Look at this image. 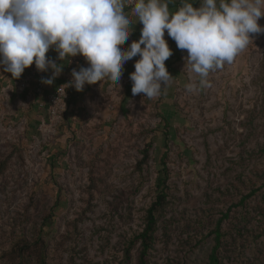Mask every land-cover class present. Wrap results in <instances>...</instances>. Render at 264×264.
Returning a JSON list of instances; mask_svg holds the SVG:
<instances>
[{
    "label": "rangeland",
    "instance_id": "rangeland-1",
    "mask_svg": "<svg viewBox=\"0 0 264 264\" xmlns=\"http://www.w3.org/2000/svg\"><path fill=\"white\" fill-rule=\"evenodd\" d=\"M252 36L209 86L188 92L178 62L151 99L86 84L56 107L52 87L35 96L0 67V264L21 239L43 241L46 264H210L217 228L219 264H264V34ZM163 154L166 199L142 258L134 238Z\"/></svg>",
    "mask_w": 264,
    "mask_h": 264
},
{
    "label": "clouds",
    "instance_id": "clouds-1",
    "mask_svg": "<svg viewBox=\"0 0 264 264\" xmlns=\"http://www.w3.org/2000/svg\"><path fill=\"white\" fill-rule=\"evenodd\" d=\"M169 2L0 0V67L14 79L33 64L39 72L51 69V76L41 82L52 85L64 66L47 53L55 51L61 62L80 55L88 66L73 68L68 82L79 92L86 84L105 80L121 87L124 64L139 55L129 74L131 91L151 99L173 82L165 64L173 55L166 31L178 49L187 51L185 67L194 74L185 85L190 93L198 84L209 86L210 72L231 63L254 41L252 34L264 33L258 23L264 16V0H198L196 6L181 0L174 13ZM132 17L142 23L141 35L125 48L133 32Z\"/></svg>",
    "mask_w": 264,
    "mask_h": 264
},
{
    "label": "trees",
    "instance_id": "trees-1",
    "mask_svg": "<svg viewBox=\"0 0 264 264\" xmlns=\"http://www.w3.org/2000/svg\"><path fill=\"white\" fill-rule=\"evenodd\" d=\"M33 86L32 82H29V84ZM31 86V87H32ZM168 125V123L166 122ZM148 157V151L146 150L144 156L142 157L141 163H144L147 160ZM165 154H163L159 159L160 161H163V166L159 170L158 177L156 179V185H157V194L155 201L151 204V206L147 209V216H146V224L143 227L142 231L135 236V240L140 241L141 244V256L142 258L146 255L147 250L152 245V239H153V233L155 231V227H157V217H156V211L159 207L162 206V203L166 199V193H165V183H166V168H165V162H164ZM219 228L215 229V246L212 249V252L209 256L210 264H219L218 259L216 257V250L219 246V238L220 234L218 231ZM44 242H40L38 239L35 243H31L25 239L18 240L14 246L13 249L6 253V256L11 255V262H15L14 264H25L23 260V254L24 253H32L37 255L38 264H46L44 252L41 251L43 248ZM41 248V249H40ZM18 258V259H17ZM141 264H144L143 261H141Z\"/></svg>",
    "mask_w": 264,
    "mask_h": 264
},
{
    "label": "built area",
    "instance_id": "built-area-1",
    "mask_svg": "<svg viewBox=\"0 0 264 264\" xmlns=\"http://www.w3.org/2000/svg\"><path fill=\"white\" fill-rule=\"evenodd\" d=\"M130 9V7L125 8V12H127ZM165 39L168 41L169 37L167 35V31L165 32ZM128 47V46H127ZM125 47V48H127ZM53 50H50L47 53V56L51 54ZM67 70L60 82L54 87L52 92L47 95V101L49 104H52L56 107L65 106L66 102L69 100L70 94L69 91L73 89L74 87H68V82L72 79L71 71L73 68H76L79 70V67H87L88 64L83 56L77 55L75 57L67 59ZM130 65V60L127 61L124 64V71L121 79L123 80L125 85H128L132 88V81L130 80V76L126 74V71L128 70ZM23 77L18 79L21 82V88L22 90H26L28 88L29 82L33 83L32 90L35 96L43 95L45 91V85L41 82L42 77L45 78V72H39L35 65L31 69L30 72L23 73ZM52 117L56 115L55 110H51Z\"/></svg>",
    "mask_w": 264,
    "mask_h": 264
},
{
    "label": "crops",
    "instance_id": "crops-1",
    "mask_svg": "<svg viewBox=\"0 0 264 264\" xmlns=\"http://www.w3.org/2000/svg\"><path fill=\"white\" fill-rule=\"evenodd\" d=\"M188 2H192L193 4H194V6H196V4L198 3V0H188ZM182 6V3H181V0H170V2H169V9H170V12H175V11H177L180 7ZM130 11V9L127 11V12H129ZM132 24H131V28L133 29V32H132V34L129 36V39H128V41H127V43H126V45H125V47H127L128 45H130L131 44V42L133 41V40H138L139 39V37H140V35H141V28H142V23H140V22H138V18L137 17H132ZM258 23L261 25V26H264V16H262L260 19H259V21H258ZM261 34H264V33H261ZM168 44H169V46H170V48L172 49V51H173V55L167 60V61H165V64H166V67L168 68V69H173V71H170L169 70V73L173 76V80H175L177 77H178V75H179V72H178V70L176 69V66H178L177 65V63L178 62H181V63H185V60L183 59L186 55H187V51L186 50H180V49H178L177 47H176V43H175V41L174 40H172L170 37H169V39H168ZM48 57H50V58H52L53 60H55V62L56 63H58V64H60V63H62L63 64V71H62V73L57 77V78H55V80H54V82H53V84L52 85H45V90L47 91L49 88H53L54 89V87L58 84V82H60L61 80H62V78H63V76H64V74H65V72H66V70H67V59L66 60H64V61H59L58 59H57V53L55 52V51H53L51 54H49V56ZM140 57H139V55L137 56V57H134L133 59H131L130 60V65H129V68H128V70L126 71V74L127 75H129L131 72H133L135 69H134V64H135V61L136 60H138ZM172 63V66H173V68H171L169 65ZM174 63V64H173ZM35 64H33L32 66H30V67H28V68H26V71H30L32 68H33V66H34ZM23 73H27V72H23ZM51 74H52V70L51 69H49V71L48 72H45V78H47V77H50L51 76ZM130 76V75H129ZM96 84H100V85H106L107 87L108 86H115V84H112L110 81H107V80H105V81H102V82H97ZM119 84H120V86H124V90H131L132 88L130 87V86H128V85H125L124 84V82H123V80L121 79L120 81H119ZM93 85H95V84H93ZM117 86H119V85H117Z\"/></svg>",
    "mask_w": 264,
    "mask_h": 264
}]
</instances>
